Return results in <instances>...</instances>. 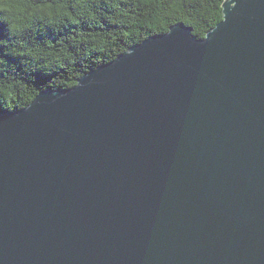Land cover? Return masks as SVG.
I'll return each instance as SVG.
<instances>
[{
  "label": "water",
  "instance_id": "1",
  "mask_svg": "<svg viewBox=\"0 0 264 264\" xmlns=\"http://www.w3.org/2000/svg\"><path fill=\"white\" fill-rule=\"evenodd\" d=\"M0 111V264H264V0H223Z\"/></svg>",
  "mask_w": 264,
  "mask_h": 264
},
{
  "label": "trees",
  "instance_id": "2",
  "mask_svg": "<svg viewBox=\"0 0 264 264\" xmlns=\"http://www.w3.org/2000/svg\"><path fill=\"white\" fill-rule=\"evenodd\" d=\"M223 0H0V111L69 88L130 46L185 23L204 37Z\"/></svg>",
  "mask_w": 264,
  "mask_h": 264
}]
</instances>
